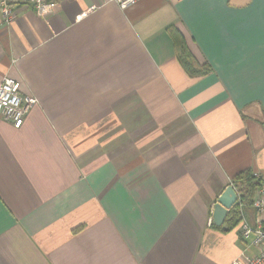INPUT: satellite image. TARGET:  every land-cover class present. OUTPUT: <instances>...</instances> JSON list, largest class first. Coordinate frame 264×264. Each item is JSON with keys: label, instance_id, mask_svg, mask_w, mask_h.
<instances>
[{"label": "crops", "instance_id": "0c3cea01", "mask_svg": "<svg viewBox=\"0 0 264 264\" xmlns=\"http://www.w3.org/2000/svg\"><path fill=\"white\" fill-rule=\"evenodd\" d=\"M14 9L0 83L38 103L0 117V264H231L239 225L210 219L235 176H264V0Z\"/></svg>", "mask_w": 264, "mask_h": 264}, {"label": "built area", "instance_id": "2783aa9c", "mask_svg": "<svg viewBox=\"0 0 264 264\" xmlns=\"http://www.w3.org/2000/svg\"><path fill=\"white\" fill-rule=\"evenodd\" d=\"M60 0H0V26L10 24L16 17L15 5L30 4L36 13L45 16L53 13ZM140 0H103L104 3H116L121 9H127ZM38 103V98L21 91V83L14 77L5 76L0 83V117L8 120L16 128H20L28 112ZM259 181L249 206L253 209V217L246 213V203L242 200L238 189V199L234 207L240 213L239 231L246 248L231 262V264H264V176L254 173ZM212 217L210 219V224ZM255 248V252H250Z\"/></svg>", "mask_w": 264, "mask_h": 264}, {"label": "trees", "instance_id": "16d2710c", "mask_svg": "<svg viewBox=\"0 0 264 264\" xmlns=\"http://www.w3.org/2000/svg\"><path fill=\"white\" fill-rule=\"evenodd\" d=\"M173 34L176 38V45L178 50V56L180 60L189 68V64L191 63V57L189 55L187 46L183 40V38L179 35L178 32L174 31ZM204 72H207L208 69H204ZM234 185L238 189L242 200L250 205L253 199V195L255 193V189L259 184V181L254 177L251 171L243 172L232 179ZM240 213L238 207H233L225 220L224 225L229 229L238 225L240 222ZM213 224V223H212ZM214 225V224H213ZM219 229H223L222 227H217ZM227 228V229H228Z\"/></svg>", "mask_w": 264, "mask_h": 264}, {"label": "water", "instance_id": "95a60500", "mask_svg": "<svg viewBox=\"0 0 264 264\" xmlns=\"http://www.w3.org/2000/svg\"><path fill=\"white\" fill-rule=\"evenodd\" d=\"M238 199V192L235 187L230 184L218 197L217 202L213 206L212 222L217 227L226 229L224 225L229 211L234 207Z\"/></svg>", "mask_w": 264, "mask_h": 264}]
</instances>
